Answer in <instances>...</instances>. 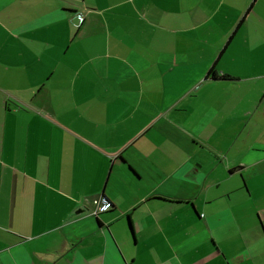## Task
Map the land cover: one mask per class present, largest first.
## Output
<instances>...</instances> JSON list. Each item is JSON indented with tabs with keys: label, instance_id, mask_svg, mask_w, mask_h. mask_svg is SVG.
<instances>
[{
	"label": "crops",
	"instance_id": "0c3cea01",
	"mask_svg": "<svg viewBox=\"0 0 264 264\" xmlns=\"http://www.w3.org/2000/svg\"><path fill=\"white\" fill-rule=\"evenodd\" d=\"M0 264H264V0H0Z\"/></svg>",
	"mask_w": 264,
	"mask_h": 264
},
{
	"label": "built area",
	"instance_id": "2783aa9c",
	"mask_svg": "<svg viewBox=\"0 0 264 264\" xmlns=\"http://www.w3.org/2000/svg\"><path fill=\"white\" fill-rule=\"evenodd\" d=\"M77 17H78V21L79 22H81L83 20V15L82 14L78 13ZM108 208H109V203L107 201H105L104 199H101L99 201L98 206L96 207L95 213L98 212V211H104V210H106Z\"/></svg>",
	"mask_w": 264,
	"mask_h": 264
},
{
	"label": "trees",
	"instance_id": "16d2710c",
	"mask_svg": "<svg viewBox=\"0 0 264 264\" xmlns=\"http://www.w3.org/2000/svg\"><path fill=\"white\" fill-rule=\"evenodd\" d=\"M208 73L211 74L212 77H216L217 76L216 73L214 71H212V69H210Z\"/></svg>",
	"mask_w": 264,
	"mask_h": 264
}]
</instances>
